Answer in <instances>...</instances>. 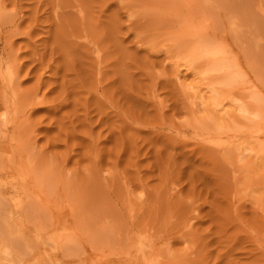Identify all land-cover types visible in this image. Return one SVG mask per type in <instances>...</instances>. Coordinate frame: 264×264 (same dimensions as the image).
I'll return each instance as SVG.
<instances>
[{
  "label": "rangeland",
  "instance_id": "374dc122",
  "mask_svg": "<svg viewBox=\"0 0 264 264\" xmlns=\"http://www.w3.org/2000/svg\"><path fill=\"white\" fill-rule=\"evenodd\" d=\"M0 264H264V0H0Z\"/></svg>",
  "mask_w": 264,
  "mask_h": 264
},
{
  "label": "bare ground",
  "instance_id": "6f19581e",
  "mask_svg": "<svg viewBox=\"0 0 264 264\" xmlns=\"http://www.w3.org/2000/svg\"><path fill=\"white\" fill-rule=\"evenodd\" d=\"M256 132V131H255Z\"/></svg>",
  "mask_w": 264,
  "mask_h": 264
}]
</instances>
